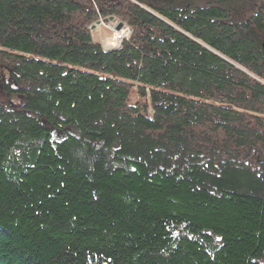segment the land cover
I'll return each mask as SVG.
<instances>
[{"label":"trees","instance_id":"trees-1","mask_svg":"<svg viewBox=\"0 0 264 264\" xmlns=\"http://www.w3.org/2000/svg\"><path fill=\"white\" fill-rule=\"evenodd\" d=\"M262 42L264 0H0V264H264Z\"/></svg>","mask_w":264,"mask_h":264},{"label":"rangeland","instance_id":"rangeland-1","mask_svg":"<svg viewBox=\"0 0 264 264\" xmlns=\"http://www.w3.org/2000/svg\"><path fill=\"white\" fill-rule=\"evenodd\" d=\"M101 20H99V21H101ZM115 20H113L112 22H110L108 20L107 21L103 20L100 22V24L96 25V27L94 29H92V34H93L94 39L99 40V38H101V42H104V43L107 40L110 41V38L113 34V31L116 30L117 20L116 21ZM125 27L128 29V27L125 24L120 29L125 28ZM112 28H113V30H112ZM4 98H5L4 94L0 93V101H3ZM133 98L137 99V95L133 96ZM13 101L15 104L18 103L17 98L13 99Z\"/></svg>","mask_w":264,"mask_h":264},{"label":"built area","instance_id":"built-area-1","mask_svg":"<svg viewBox=\"0 0 264 264\" xmlns=\"http://www.w3.org/2000/svg\"><path fill=\"white\" fill-rule=\"evenodd\" d=\"M113 30V28H112ZM129 35V30L125 27L119 30H114L109 42H105L104 47L118 48L122 40L126 39Z\"/></svg>","mask_w":264,"mask_h":264},{"label":"water","instance_id":"water-1","mask_svg":"<svg viewBox=\"0 0 264 264\" xmlns=\"http://www.w3.org/2000/svg\"><path fill=\"white\" fill-rule=\"evenodd\" d=\"M113 20H115V18H113V17H109V18H108V21H110V22H112ZM98 24H100V21H98L97 23H95V25H98ZM95 25H94L92 28H94ZM123 25H124V23H123L122 21L117 20L116 30L120 29ZM128 29H129V28H128ZM129 30H130V29H129ZM261 46H262V49H263V51H264V42H262ZM115 49H116V48L108 49V50H104V51H105V52H108V51L115 50Z\"/></svg>","mask_w":264,"mask_h":264},{"label":"bare ground","instance_id":"bare-ground-1","mask_svg":"<svg viewBox=\"0 0 264 264\" xmlns=\"http://www.w3.org/2000/svg\"><path fill=\"white\" fill-rule=\"evenodd\" d=\"M101 21H103V20H101ZM101 21H100V22H101ZM115 21H116V20H115ZM94 25H95V24H94ZM94 25H93V26H94ZM95 27H96V25H95ZM95 27H94V28H95ZM94 28L91 27V30L94 29ZM130 33H131V31L129 30V35H130ZM129 35H128V37H129ZM99 37H100V36H99ZM128 37H127V38H128ZM127 38H126V39H127ZM99 41H100V43H102L101 45H102V48H103L104 50L113 49V48H111V47H107V48H105V47H104V44H105V43H104V42H101V38H99ZM122 41H123V40H122ZM107 42H109V41L107 40Z\"/></svg>","mask_w":264,"mask_h":264}]
</instances>
